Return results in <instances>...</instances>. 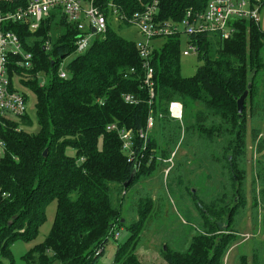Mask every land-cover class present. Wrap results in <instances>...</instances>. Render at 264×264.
Wrapping results in <instances>:
<instances>
[{"label":"trees","instance_id":"obj_1","mask_svg":"<svg viewBox=\"0 0 264 264\" xmlns=\"http://www.w3.org/2000/svg\"><path fill=\"white\" fill-rule=\"evenodd\" d=\"M93 1L107 14L108 28L81 53L76 52L80 30L59 9L35 31L29 22H5L0 27L16 33L25 51L32 53V67H13L36 97L35 119L27 112L0 123L7 146L0 156V185L10 194L0 204V264H15L12 246L17 241L38 237L52 201L56 202L52 227L43 242L23 255L26 264H96L114 236L113 226L130 232L118 246L113 264H144L138 254L143 232L164 212L150 193H139L135 215L127 224L124 197L141 180L156 172L165 174L163 169L171 164L164 160L175 151L166 182L191 195L199 216L180 232L183 245L164 242L160 255L167 264H225L249 211L248 140L251 133L253 143L257 141L256 123L264 118V30L242 19L235 22L229 38L186 36L187 43L199 45L202 60L190 77L181 73L183 36L165 38L150 57L155 91L151 98L138 46L113 27L108 8L113 1L131 15L151 0ZM209 1L159 0L158 16L180 21L189 9L204 11ZM29 3L0 0V12ZM61 65L67 78L59 75ZM10 75L14 77L12 71ZM249 84L240 116L237 100ZM125 95L136 102H127ZM172 101L183 104L182 123L169 115ZM150 117L154 126L143 138L140 131H147ZM112 125L132 130L133 160L123 149L117 128H109ZM258 143L262 152L264 141ZM69 147L75 150L73 156L67 154ZM181 150L186 153L178 156ZM190 156L208 171L205 192H194L186 177ZM252 162L250 211L257 222L264 203V152ZM133 171L134 179L125 187ZM238 264H264V241L254 244L251 255L241 254Z\"/></svg>","mask_w":264,"mask_h":264},{"label":"built area","instance_id":"obj_2","mask_svg":"<svg viewBox=\"0 0 264 264\" xmlns=\"http://www.w3.org/2000/svg\"><path fill=\"white\" fill-rule=\"evenodd\" d=\"M262 2L263 0H210L204 11L197 12L189 9L180 21L160 20L158 16L159 0H151L143 10L134 12L131 15L122 11L113 1L108 3V8L114 22L135 25L146 39L145 43L137 46L146 70L145 83L150 88V95L153 98L155 96L154 69L150 57L154 48L152 43L156 39L177 34L186 35L187 37L200 34H216L221 38H229L235 32L234 24L238 20L248 19L260 24ZM54 9L61 10L70 22L78 26L80 30L76 40V52L78 53L86 51L97 36L103 35L107 31V14L93 0H30L26 7L15 11L0 12V27L5 22H29L30 30L35 31ZM188 46L183 51V55L194 52L199 56L200 47L198 44L189 41ZM12 59H15V62H12ZM32 59V53L25 51L22 41L16 33L2 31L0 28V123L4 118H19L28 112L26 95H29L15 84L14 78L18 77V74L14 72L13 64L18 67L30 68L33 66ZM11 71L14 73L13 78L10 75ZM59 75L61 78L68 77L63 66L59 67ZM124 98L127 102H136L130 95H125ZM168 112L172 119L182 123V102H170ZM153 126L154 119L150 117L147 131H140V136L146 138L148 131ZM109 128H117L123 141V149L127 151L130 159L133 160L132 143L134 134L132 130L120 129L115 125ZM6 150V142L0 136V156L4 155ZM175 154L176 151L172 153L169 159L164 160L171 164L164 170L165 176L174 165ZM9 196L10 194L0 185V204ZM112 232L113 237L118 239L119 231H116L115 226H113Z\"/></svg>","mask_w":264,"mask_h":264},{"label":"rangeland","instance_id":"obj_3","mask_svg":"<svg viewBox=\"0 0 264 264\" xmlns=\"http://www.w3.org/2000/svg\"><path fill=\"white\" fill-rule=\"evenodd\" d=\"M61 11V10H60ZM62 12V11H61ZM63 13V12H62ZM261 21L260 26L264 30V5L260 11ZM61 16V13L58 12L57 19ZM113 27L119 31V33L135 42L138 46L142 43L146 42V39L141 34L140 30L132 24L127 23H112ZM183 36L182 41V50L187 49L188 43L186 40V35ZM165 42V38L156 39L152 44L155 47H161ZM74 55L67 57L64 61L65 65L69 60H71ZM202 64V60L199 56L191 52L189 55H182V64H181V73L185 77L193 76L198 67ZM64 66V65H61ZM44 78V77H43ZM46 78V77H45ZM15 84L19 87V89L26 91L29 95L28 99V113L35 119V103L36 97L34 93L26 86L21 83L19 77H15ZM256 125L260 129V133L258 135V139L255 143H253L252 135L250 133L248 140V159H249V176H248V208L249 211L245 216L241 226H240V238L237 243L230 249L228 254L225 257V264H238V257L247 253L248 255L252 254V250L254 244L256 242L264 241V233H263V224H264V203L259 207V218L257 222L254 221L250 207L252 204V197L250 195L251 191V180L252 174L250 172V164L256 161L264 152L258 149L260 142L264 141V118L260 119ZM32 129H38V126L35 125ZM251 129V127H249ZM186 153V150H181L178 156H181ZM67 154L73 156L75 154V150L73 148L67 149ZM164 168L163 170H165ZM206 169L202 165L199 160H196L190 156L188 158V163L185 166V173L187 179L190 180V184L194 188V192L205 189L206 187ZM170 184V183H169ZM190 185V186H191ZM136 189L138 192L136 193ZM199 189V190H198ZM134 190V192H133ZM205 192V190H203ZM150 193V195L154 198L157 206L160 205L161 211L164 212L162 217L156 218V220L152 221L153 225L149 227L150 229L144 230L143 239L144 243L140 246L138 250V254L144 264H167L166 261L160 255V247L164 244V242H172L173 245L182 246L183 238H181L180 232L186 228V224L195 222V218L198 217V211L195 207V204L192 200L191 195L177 186L176 183L173 185H168L166 182V176L162 172H156L149 179H143L138 182L127 195L124 197V206L123 210L127 214V224L131 222L133 216L135 215L136 202L139 198V193ZM116 197V194H115ZM56 212V202L52 201L47 206V219L43 226L40 229V233L38 237L31 242L17 241L12 246V252L15 264H26L23 259V255L28 252L31 248H33L36 244L43 242L48 235ZM130 235L129 230L123 226L119 228V237L115 239L114 237H110L109 241L105 247V251L103 255H101L96 264H113L115 253L118 246L124 243Z\"/></svg>","mask_w":264,"mask_h":264},{"label":"water","instance_id":"obj_4","mask_svg":"<svg viewBox=\"0 0 264 264\" xmlns=\"http://www.w3.org/2000/svg\"><path fill=\"white\" fill-rule=\"evenodd\" d=\"M93 31H95V29H93ZM53 65V63H52ZM251 89V84H249L248 86V89L243 93V95H241L238 100H237V104H238V113L239 115L241 116L242 113H243V110H244V103H245V100L246 98L248 97V94H249V90ZM47 154V149L45 150L44 152V155ZM135 172L136 171H133L130 179L125 183V187L129 186L131 184V182L133 181L134 179V176H135Z\"/></svg>","mask_w":264,"mask_h":264}]
</instances>
